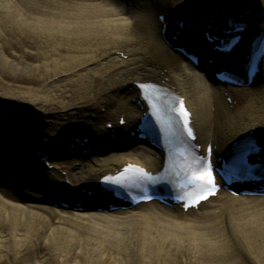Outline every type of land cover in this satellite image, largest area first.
Instances as JSON below:
<instances>
[{"label": "bare ground", "instance_id": "obj_1", "mask_svg": "<svg viewBox=\"0 0 264 264\" xmlns=\"http://www.w3.org/2000/svg\"><path fill=\"white\" fill-rule=\"evenodd\" d=\"M223 1L0 0L1 61L21 66L8 53L9 46L14 55L19 53L14 43L26 50L28 59L23 73L13 75L14 82L0 86V145L5 147L0 162L20 178L17 186L30 193L0 192V251L16 258L30 247L31 257L40 262L36 264H123L133 250L139 264H264V197L219 193L187 213L158 202L112 213L74 211L54 205L50 197H69L64 181L76 187L97 184L102 173L130 158L150 168L161 164L147 145L103 155L106 148L134 142L126 132L141 114L137 80H162L185 95L203 143L213 140L224 147L252 127L264 131V72L256 87L229 92L237 100L231 105L227 89L213 84L210 70H198L161 33L159 10L166 13L170 31L180 30L176 13L185 19L204 15V9ZM235 1L239 12L264 8V0ZM183 36L208 54L203 29L184 27ZM204 62L202 67H208ZM122 115L126 123L119 126ZM109 121L114 131L106 127ZM73 131L90 136L91 148L73 157L78 165L65 168V175L43 174L35 185L22 180L26 168L21 163L34 165L26 148L16 147L25 134L54 140ZM46 150L54 156L53 147ZM91 199L108 201L102 194ZM41 243L44 251L36 249Z\"/></svg>", "mask_w": 264, "mask_h": 264}, {"label": "snow or ice", "instance_id": "obj_2", "mask_svg": "<svg viewBox=\"0 0 264 264\" xmlns=\"http://www.w3.org/2000/svg\"><path fill=\"white\" fill-rule=\"evenodd\" d=\"M264 56V41H261V53ZM155 85L149 84H141L140 88L142 89L143 98L147 100L152 109L157 112L159 115V107H158V98L153 94V90L155 89ZM164 112L171 120V117L175 114H178L180 121L184 125L189 124V113L186 109L183 108V103H180V107H173L171 102H168L164 106ZM187 134L192 136V130L190 127L187 129ZM254 147V146H253ZM127 172L139 173L142 176H147V173L138 166L129 165ZM189 175V185L194 189L193 192L190 193L189 199H192L193 203H199L200 200L206 199L207 195L213 194L212 190L216 188L215 178L212 173V168L210 162L207 164L201 163L198 167L192 168L190 167L188 170ZM119 182V181H118ZM205 193L207 195H205Z\"/></svg>", "mask_w": 264, "mask_h": 264}, {"label": "rangeland", "instance_id": "obj_3", "mask_svg": "<svg viewBox=\"0 0 264 264\" xmlns=\"http://www.w3.org/2000/svg\"><path fill=\"white\" fill-rule=\"evenodd\" d=\"M16 1V0H15ZM15 46H17L18 49V54L14 55L13 51L14 49L12 48V46L8 47V53L10 55H12L13 58H16L17 60L21 61V66H17V62L12 61L11 63L5 64L1 61L0 58V86H4L6 84H10L12 83L11 81H13L12 77L13 75H16L17 73H23L22 72V67L28 62L27 60V53L25 52L26 50L21 46L19 47L18 44L14 43ZM24 55V56H22ZM122 57L126 58V55H122ZM35 79L36 77H38L36 74L34 75ZM14 82V81H13ZM15 85L17 83H14ZM229 101V100H228ZM135 147V146H133ZM131 148H129V150H131ZM57 162L59 163V167L61 172L64 174L66 172L67 167L71 166V165H75L77 164L79 161H73V159H67V160H59L57 159ZM4 181H0V192L3 194H10V193H14L17 194V196H19L18 190L15 188V186L13 187H5L3 186ZM22 195V194H21ZM25 196V195H23ZM40 248V249H39ZM42 248V249H41ZM37 250L39 251H44L43 249V245L42 243L36 247ZM25 252H21L18 254V256L16 258H13L11 256L10 253H7L4 249H2L0 251V264H36L38 261H36L35 257H31V248L27 247L26 249H24ZM216 254V252L211 253V256L214 257ZM130 259H128L127 261H125L123 264H139L142 260L141 258L136 255L135 250H133L132 252H130ZM40 263V262H38ZM105 264V263H104Z\"/></svg>", "mask_w": 264, "mask_h": 264}]
</instances>
